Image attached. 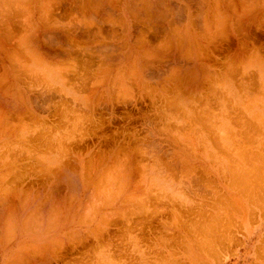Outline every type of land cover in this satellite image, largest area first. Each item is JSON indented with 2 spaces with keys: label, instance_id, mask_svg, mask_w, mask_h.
<instances>
[{
  "label": "rangeland",
  "instance_id": "374dc122",
  "mask_svg": "<svg viewBox=\"0 0 264 264\" xmlns=\"http://www.w3.org/2000/svg\"><path fill=\"white\" fill-rule=\"evenodd\" d=\"M11 1L5 0L4 3V0H0V18L6 13L17 14L20 15L19 19H17L20 24L29 21L39 26L43 21L49 24L50 27H55L59 22H62L64 15L73 13L68 8L70 7V0H15L17 3L14 0L12 3ZM16 4L17 6L13 8V5ZM68 18L71 19L70 16ZM76 19H79V17H76ZM71 23L73 24V22ZM254 33L255 31H252V38L249 41L251 43L254 41L252 44L257 47L260 44L264 45V33L258 31L256 32L257 34ZM261 54L264 56L262 51ZM218 55H221V60L217 64L218 68H215L217 76H214L213 79L205 78L207 80H204L203 76L201 83L207 91L204 90L205 93L198 94V96L197 94H192L191 96H195L196 99L193 98L190 101L191 104L188 103L190 99L185 100L186 97L184 96L183 100V96L180 98L178 95H173L174 98H168V100L170 99L169 101L173 100L171 102L161 101L162 98L157 91L154 92V89L150 90L151 93L148 91L150 94L144 92L146 94L144 96L143 92L141 93L139 89H136L137 87L134 86V83H130L128 85H132V87L128 88L127 86L130 90L124 91L125 94L123 92L125 96L121 97V90V92H118L119 95L118 93H115L116 96L115 94H113L114 96L112 95L114 98L118 95L116 99L111 96L112 99L110 100L114 99L111 105H104L102 98H100L102 96L99 94L98 98L94 99L95 103L92 106L73 107L65 104L67 107L65 108V106H61L60 98L55 96L56 98L53 97L52 100L46 98L45 103V99L43 101L41 99L42 103L40 101L36 102L38 104H35V106L37 105L35 111H37V117L39 116V119L37 118L38 121L34 122L27 118L28 122L26 124L12 129H4L0 126V193L4 192L0 194V203L5 200V205H17L21 201L24 203V199L27 198L30 201L33 198L37 202V207L35 205L29 210L30 213H35L33 214L34 218L31 214L27 216L29 218V226L24 228H29V231L26 230V234H24L26 235L25 241L15 248L17 260H23V256L29 258V254L34 255L37 253L38 255L31 256V259L34 258V260L25 261L24 264H188L186 259L188 254H200L199 256H205L206 254L210 257L207 258L205 256L206 260L222 263V260L225 259L224 264H264V212L258 220V217L256 218L255 223L252 225V228H254L262 220L261 227L257 232L253 233V230V234L250 237L236 236L241 239V245L237 247V251L234 252L235 247L231 243L232 249L228 252L226 241L225 243L222 242L224 237L220 238L222 241L218 237V233L223 229L222 226L226 227L235 216L237 217L235 209L240 204L245 205L244 202L246 201L249 210L256 212L257 190H264V177L263 180L261 177L262 175L264 176V138L259 140L255 131L251 129L246 131V139L236 136L239 131H242V104H246V99L239 89L242 83L238 81L243 76V72L240 69L245 66L237 63L241 66H237V68L236 64H234V68L233 64H228V62H225L226 59H222L223 54L221 52ZM88 61L92 64L91 69H96L99 65V60L96 58ZM72 63L75 62H70L69 60L65 63L66 65L62 64V66H67H63L64 70L69 68L71 70V67L72 70H79V63L74 65ZM225 66L227 67L224 69ZM230 68L232 70L227 71ZM221 70L227 71V76L231 75L229 76L231 79L222 77L221 73L223 72ZM238 70L242 72V76H238V74H241ZM98 76L99 72H96L95 77L97 78ZM234 78L236 81L233 80ZM247 79H249L246 80L249 85H244V87H240L241 89L247 90V87L250 88L252 83L258 89V83L255 82L257 81L256 79L253 81L250 78ZM40 80L41 78H38L37 81L35 80L36 82L32 81L31 83L38 85L37 88H42L44 84H42V80L38 82ZM227 80L231 83H228ZM232 82L234 83L232 84ZM220 83L222 92L226 93V99L223 98L224 100L220 99L222 94L218 92L221 91ZM229 85H232V87H229ZM209 90L211 91L208 93ZM262 92L264 94V82ZM217 93L220 94L218 95L219 97ZM224 93L222 97L225 96ZM187 94L184 95L188 96ZM203 94L207 96L203 100L207 101L208 99L207 103H209L205 102L206 108L202 104L204 102L202 100ZM208 94L211 95L208 96ZM191 96L188 97L190 98ZM213 96L217 98L213 99ZM177 99L178 101L176 102ZM217 99H220V105H218ZM159 102L168 103L160 106ZM186 103L189 104V108L188 105L187 107L184 106ZM166 105H169L170 109L165 107ZM160 107H163V109ZM210 107L213 109H208ZM190 108L194 114H191ZM193 108H196V110L194 111ZM263 111L262 114L264 113ZM29 121L33 123H29ZM262 134H264V130ZM23 136L26 143H16L15 138H22ZM203 137L207 138L205 144L202 143ZM152 145H156V147L154 146L155 148H153ZM153 151L157 152L158 155L157 153L154 154ZM203 151H206L207 155H203L201 153ZM172 152L174 154H171ZM160 154H164V156ZM227 156L228 159L226 158ZM203 159H206V161ZM202 161L207 162L209 166L207 171L199 167ZM227 167L230 169L234 168L235 171ZM156 171L162 172L159 174H162L163 179L173 188L175 196H172L169 192H163L160 186H155L148 182V178L152 177ZM246 172H248V175ZM239 174H241L240 177ZM97 175L100 176L98 177ZM256 175L259 176L257 177ZM29 176L33 177L26 180V177ZM75 176L77 177L76 180H74ZM32 180L36 181L37 186H35V189L29 186ZM68 180L77 182L73 184L79 190ZM82 180L86 182L87 190L89 191L84 190L86 187ZM67 181L71 184L67 185ZM88 181H90L89 186ZM261 182L263 184L259 185L258 183ZM55 184L62 197L66 196L64 200L60 199L59 193V195L56 194V191L53 193L54 191L48 188L49 185L54 187ZM66 186H68V189L71 188L70 192ZM237 189L239 194L236 193ZM29 190L32 196L34 195L32 198L31 194L28 193ZM77 190L79 193H76ZM247 192L249 193L247 194ZM72 194H76L75 198ZM157 194L160 196L158 197ZM27 195L30 197H27ZM201 195L203 196L201 197ZM51 200L52 203H50ZM69 202L71 203L69 204ZM176 202L179 204H176ZM69 208L71 209L67 212ZM142 208L143 210H141ZM50 209H53L52 212ZM90 212H93V214ZM75 214L76 216H74ZM33 219L39 221L38 224ZM70 219H72V223ZM145 219L148 221H145ZM187 226H190L191 229ZM202 226L205 229L204 231L201 229ZM37 228H40L41 232H48V229L50 231L51 228L52 230L57 229L54 232L56 233L54 236L55 240L51 242H57L58 238L60 239L59 244L57 242V245L53 244V247L50 241L48 244V241L29 240L28 235ZM203 233L206 235H203ZM17 237V232L14 235L12 234L10 243L13 244L15 241L17 245ZM203 239L207 240L208 244ZM215 242H218V244H215ZM221 242L224 245L220 244ZM27 244L29 246L32 245V250L34 245L37 248L36 250L39 251L37 252L34 249L36 252L33 253L31 250L32 253H29L30 250L28 248L30 247H27ZM206 245L210 248L206 247ZM201 247L204 250H201ZM207 248L209 249L208 251ZM186 249L191 251L187 254ZM198 249H200V253H198ZM212 249H216L214 251L218 253L216 254ZM221 249L224 251H221ZM231 250L233 251L231 252ZM202 251H204L203 254ZM11 260L14 259L11 258Z\"/></svg>",
  "mask_w": 264,
  "mask_h": 264
},
{
  "label": "bare ground",
  "instance_id": "6f19581e",
  "mask_svg": "<svg viewBox=\"0 0 264 264\" xmlns=\"http://www.w3.org/2000/svg\"><path fill=\"white\" fill-rule=\"evenodd\" d=\"M12 1H11V3H12ZM4 3H5V0H4ZM13 4H15V3H13ZM102 4H105L106 8H108L112 13H114V14L110 15V14L107 13L108 11L107 12L104 11V13H106L108 15H106L105 18H99L98 19V21L102 24V26H104L103 23H106L105 27H107V28H106L105 31H104L105 28L103 30H102V28H97V24H95L94 26H96L95 27L96 28V32H93L94 29H92L93 31H91V28L89 27V26L93 25V23L88 24V23L84 22L85 21L84 19H81V21H80V20L75 18L74 25L72 26L73 29H72V27L68 28V27L64 26V28L66 27V30L64 29V31H62V33L60 31L57 32V33L50 32L49 30H47L46 32H42V33H38V32L34 33L36 30H34V32H29L28 30H26L27 32H25V30H23L20 27H18V28L22 29L23 32H21V33L20 32H18V33L15 32L14 33L12 30H10L11 28L9 27L10 24H11L10 23V16H8V14L6 13L7 14L6 17L7 18L9 17L7 19L8 21H3V19H2V22H1V19H0V126L2 128H4V129H12V128H16V127H21V126H23V124H26L28 122V119L31 120V121H34V122L38 121L39 116L37 117L38 114L36 113L37 111H35V107L37 105L35 106V104H38V103H36L37 101L41 102V99H42V101H43V99H45L44 100V103H45L46 98H48V99L50 98L52 100L53 97L54 98L58 97V98H60L61 106L62 105L65 106V104H69V105H71L73 107L87 106V105H89V106L91 105L92 106L93 103H95L94 99L97 96H99V94H101L102 97H100V98H102V101H103L102 103L104 105H111L112 101L118 97V95H119L118 92L120 90L122 91V93L120 94V95H122L121 97L125 96L124 95L125 94L124 91L127 92L128 90H130L128 88H130V86L132 87V85H128L130 83H132V84L134 83L135 84L134 86L137 87L136 89L137 90L139 89V91H141V93L142 92L143 93L144 92L148 93V91L150 92V90L154 89V92L157 91V93L162 98L161 101L165 100V101L171 102L173 100L169 101L170 99L168 100V98H172L173 95H175V96L178 95V96H180V98H182V96H183V98H182L183 100H184V96L186 97L185 100L186 99L187 100L190 99L188 101V103L191 104L190 101H192V99L195 98V96L194 97L191 96L192 94H194V95L197 94V96H198V94H202V93H205V91H207V90H205L206 88H204L205 86L203 87L202 83H201V80H202L203 76H204V78H203L204 80H207V79H210V78L213 79L214 76H217V73H216L217 70H215V68L217 67L218 62L221 60V58H220L221 55H218L219 52H221V54H223L222 55V59H226L225 62H228V64L229 63L233 64V66H234V64H236L235 65L236 67L237 66H241V65H238V64H242L243 66H245V67H241V69H240V71L242 70L244 77L242 76V72H240L238 70L239 73H241L240 75L238 74V76H242L238 80V81H240L242 83L241 86L239 85L240 87H244V85L245 86L249 85L248 81H246L247 78H250L252 80H254V79L257 80L255 82L258 83L257 86H258L259 90L255 89L254 91L252 90L251 93H250L249 91L251 90V88L247 87V90L249 89V91H247V90L241 89L239 87V89L242 90V92L244 94V97L254 96V97H251V98H255V99H261L263 97V93L261 92V89H263V86L261 85V81L264 80V56L261 54V51L264 54V51H263L264 50V48H263L264 45L260 44V46L258 45L259 47H257L255 44H252L254 41H252V43H251L249 40L252 38V31H255V33L257 31L264 33V0H121L120 3H116V4H115V2L113 3V2H110V1H106V2H104ZM92 5H93V3H92ZM94 5H95V3H94ZM14 6H17V4L13 5V8H14ZM74 6H75V10L74 11L77 10L81 14L82 11L85 13V11L87 9H89L90 2L87 1V0H85V1L84 0H82V1L75 0L74 4H73V7ZM45 7H47V6H45ZM90 7H93V6H90ZM97 7H98V5H97ZM70 9L71 8L69 7V10ZM92 9H95V8H92ZM96 9L94 11H96ZM45 10H47V9H45ZM90 10H91V8H90ZM100 11L101 10H98V12H100ZM86 12L87 13H85V14L87 15L89 11L87 10ZM92 12H93V10H91V13ZM102 12H103V9H102ZM74 13L76 14V12H74ZM66 15H65V17H66ZM69 16L71 17V13H70ZM4 17H5V15H4ZM67 18H65L66 21L68 20ZM42 19H44V18H42ZM62 20H64V18H62ZM28 22H26V23H28ZM39 22H40V20H39ZM64 22H65V20H64ZM64 22H61V23H64ZM12 23L14 24V23H17V22H12ZM22 23H23V21H22ZM100 23H98V24L100 25ZM45 24H47V23H45ZM20 25H22V24H20ZM24 25H25V22H24ZM24 25H23V27H24ZM44 26L45 25L42 26L43 27L42 29L46 28V27L44 28ZM15 29L16 28H14V31H15ZM29 29H31V27ZM49 29H50V27H49ZM256 40H258V39H256ZM93 58H96L97 60H99V63H98L99 65H98V67L96 69H91L92 64H91L90 61H88L89 59H93ZM69 60H70V62L73 61L75 63H79V66H80L79 70H77L76 68H75L76 70H72V67H71V70H69L70 68L69 69L67 68L70 71V74H69L68 70H64L65 68L63 66H65L66 65L65 63H67V61H69ZM75 63H72V64L74 65ZM62 64H65V65L62 66ZM228 64H226V65H228ZM235 66H234V68H235ZM65 67H67V66H65ZM226 67L227 66H225L224 69ZM231 70H232V68H230V70L227 69V71H231ZM227 71L224 72L223 70H221V72H223V73H221L222 77L227 78V77L231 76V75L227 76ZM71 72H73L74 74L71 73ZM96 72H99V76L97 78L95 77ZM229 74H232V73L230 72ZM38 78H41L42 84H44V86L42 88H37L38 85H35V84L31 83L32 81L36 82L38 80ZM205 78H207V79H205ZM217 79H218V77H217ZM229 79H231V78L229 77ZM236 79H238V78L236 77ZM41 80L38 81V82H41ZM233 80H235V78ZM247 80H249V79H247ZM210 81H213V80H210ZM227 81H228V83H231V82H229V80H227ZM221 82H222V80H221ZM210 83L212 84V82H210ZM233 83L234 82H232V84ZM152 85H154V87H152ZM235 85H236V83H235ZM127 86H128V88H127ZM229 87H232V85H229ZM253 87H254V84H253ZM220 89H221V91H218V92H220V94H222V96H223L224 92H222L223 90H222L221 83H220ZM252 89H254V88H252ZM217 90H218V88H217ZM210 91L211 90H209L208 93ZM123 92H124V94H123ZM136 92H138V91H136ZM154 92H153V94H154ZM237 92H238V90H237ZM115 93L116 94L118 93V95H117V97L114 98L113 94H115ZM128 93H130V92H128ZM141 93L139 92V94H141ZM145 93H144V96H146ZM150 93H148V94H150ZM189 93H190V95H189ZM212 93H213V91H212ZM116 94H115V96H116ZM184 94H187L188 96H191L192 98L191 97L189 98L188 96H186ZM220 94L217 93V96L220 95ZM225 94L226 93H224V95ZM206 95H207V93H206ZM206 95L203 94L202 100H203V98ZM210 95L211 94H208V96H210ZM111 96H112V98H114L113 100H110V99H112ZM148 96H151V95H148ZM222 96H220L221 100H224L223 98L226 99V95L224 97H222ZM160 97H159V99H160ZM215 97L213 96V99ZM119 98H120V96H119ZM141 98H142V96H141ZM211 98H212V96H211ZM120 99H122V98H120ZM150 99H152V98H150ZM198 100H196V101H198ZM219 100L217 101V102H219L218 105H220V101ZM177 101H178V99L176 100V102ZM203 101L204 102H202V104H204L203 106H204V108H206L205 104L208 102V99H207V101L205 99ZM47 102H49V101H47ZM214 102H216V101H214ZM251 102L255 103L254 100H251ZM57 103H58V101H57ZM164 103L165 102H162L159 105L162 106L161 104H164ZM167 103H165V104H167ZM188 103H186L185 105L184 104H182V105H184L186 107L188 105V108H189V104ZM216 103H214V104H216ZM207 104H209V103H207ZM193 106L195 107V105H193ZM165 107H169V109H170L169 105L168 106L166 105ZM65 108H67V107L65 106ZM160 108L163 109V107H160ZM196 108H193L194 111L196 110ZM165 109L167 110V108H165ZM208 109L211 110L213 108L210 107ZM69 110H71V109H69ZM191 111H192V109L190 110V112ZM159 114H161V113H159ZM191 114H194L193 111H192ZM237 114H238V112H237ZM203 115H206V114H203ZM244 116L242 117L243 120L246 119V118H244ZM25 118H26V121H25ZM177 120H178V118H177ZM31 121H29V123ZM31 123H33V122H31ZM195 123H196V121H195ZM248 123L250 124V122H248ZM243 124H246V122L245 123L243 122ZM251 124H255V123H251ZM165 129H167V128H165ZM212 132H213V130H212ZM260 134H262V133H260ZM241 136H246V134L244 135V133H243ZM245 139H243V140H245ZM248 140H250V139H248ZM151 144H153V143H151ZM154 146L156 147V145H152L153 148H155ZM147 148H149V147H147ZM160 149H162V148H160ZM220 150H221V148H220ZM156 153L157 152H154V154H156ZM171 154H174V153L172 152ZM225 154H226V152H225ZM157 155H158V153H157ZM160 155L164 156V154H160ZM59 156H61V155H59ZM116 157H117V155H116ZM246 157H247V155H246ZM226 158L228 159V156ZM248 160H250V159H248ZM235 162H236V160H235ZM244 162H245V160H244ZM204 164H206V163H204ZM230 164H228V165H230ZM239 165L241 166L240 163H239ZM251 166H249V167H251ZM255 167H253V168H255ZM228 169H230V168H228ZM259 169H260V167H259ZM230 170H234V168L230 169ZM12 171H13V169H12ZM256 171H257V169H256ZM105 172H107V171H105ZM236 172H238V171H236ZM247 173L248 172H246V174ZM249 173L251 174V172H249ZM88 175H89V173H88ZM240 175L241 174H239V177H240ZM256 176L258 177L259 175H256ZM182 177H184V176H182ZM251 177H249V178H251ZM261 177H262V180H263L264 176L262 175ZM64 178H65V175H64ZM76 178L77 177L75 176L74 180H76ZM117 179H118V177H117ZM59 181H61V180H59ZM77 181H78V179H77ZM90 181H91V179H90ZM90 181H88L87 183H89ZM254 181H256V179ZM69 182H72V184L75 183V181L74 182L73 181H69ZM69 182H68L67 185L71 184V183L69 184ZM82 182H83V180H82ZM244 182H245V180H244ZM256 182H258V181H256ZM84 183H85V187H86L84 190H87L88 187L86 186V182H83V184ZM100 183L102 184V182H100ZM10 184H12V183H10ZM75 184H73V185L77 188V186ZM234 184H237V183H234ZM258 184L260 185V184H263V183L261 182V183H258ZM89 185H90V183L88 184V186ZM231 185H233V184H231ZM254 185H256V184H254ZM94 186H95V184H94ZM104 186H106V185H104ZM66 187L68 189V186H66ZM229 187H232V186H229ZM48 188L50 190H53L54 191V192L52 191L53 193H55V191H56V194H58V193L60 194V191H58V189H56V184L54 185V187H51V185H49ZM76 188H74V189H76ZM70 189H68L69 192H70ZM30 190H29V192L27 191L29 194H31ZM78 190L76 191V193L78 192ZM261 190L258 189L257 191H261ZM87 191H89V190H87ZM31 192H32V190H31ZM249 192H247V194ZM236 193H238V189H237ZM261 193H262V196H264V193L262 191H261ZM261 193H259V194H261ZM68 194H70V193H68ZM42 195H44V194H42ZM75 195L76 194H74V195L72 194V196L74 198H75ZM211 195H209V196H211ZM1 196H3V195H1ZM33 196L31 194V198ZM157 196H158V194H157ZM202 196L203 195H201V197ZM243 196H241V197H243ZM27 197H30V196L27 195ZM56 197L59 198L58 196H56ZM64 198L60 194V199L64 200ZM74 198H73V200H74ZM28 199L29 198H27L26 202H28ZM257 199H261L260 195H259V197ZM31 200H33L31 202H35V200L33 198ZM213 200H215V199H213ZM222 200H223V198H222ZM261 201H262V205H263V200L261 199ZM167 202H169V201H167ZM212 202H214V201H212ZM257 202L260 204V206H262L259 201H257ZM257 202H256V205L258 204ZM3 203H0L1 207H3V205H5V201ZM39 203H40V201H39ZM50 203H52V200H51ZM55 203H56V199H55ZM58 203H60V202H58ZM70 203L71 202H69V204ZM203 203H205V202L203 201ZM227 203H228V201H227ZM19 204H21V202ZM176 204H179V203L176 202ZM259 204H258V206H259ZM24 205H21V207L23 206L22 207L23 209H25ZM50 205H52V204H50ZM17 206H18V204H17ZM47 206H48V204H47ZM234 206H235V204H234ZM18 207H20V206H18ZM25 207H26V205H25ZM83 207H85V206L83 205ZM10 208H12V207H10ZM65 208H66V206H65ZM71 208L67 209V212ZM143 208H144V206H143ZM143 208L141 210H143ZM21 209H20V211L22 212ZM263 209H264V207H263ZM1 210H3V208ZM50 210L52 212L53 209H50ZM224 210H226V209H224ZM259 210L262 211V208L259 207ZM236 211H238V209ZM248 212H250V211H248ZM4 213H7L6 210H5ZM12 213L14 214L15 212H12ZM22 213H21V215H22ZM45 213H48V212H45ZM45 213H44V215H45ZM238 213H239V211H238ZM9 214H11V213H9ZM91 214H93V212ZM251 214H252V212H251ZM14 215H16V213ZM8 216H9V218H11L10 215H8ZM28 216H29V214H28ZM47 216H48V214H47ZM74 216H76V214ZM252 217H254V216H252ZM260 217H261V215H260ZM12 218H13V216H12ZM23 218H25V217L23 216L22 220H23ZM28 219L29 218H27V220ZM239 219L240 218H238V220ZM252 219H250V220H252ZM254 219H255V217H254ZM13 220H15V219H13ZM71 220L72 219H70V221ZM86 221H88V220H86ZM253 221H252V224H254ZM35 222H37V224H38L39 221H35ZM192 222H194V221H192ZM24 223L25 222H23V224ZM71 223H72V221H71ZM195 223L197 224V222H195ZM20 224L22 226V223H20ZM26 225H29V224H26ZM56 225H57V223H56ZM60 225L62 226L61 223H60ZM209 225L211 226V224H209ZM228 225H230V224H228ZM238 225H240V224H238ZM238 225L232 227V230H234V232L236 234H238V231L240 229V227ZM15 226H17V225H15ZM21 226H20V228H21ZM187 227H189V229H191L190 226H187ZM18 228H19V225H18ZM44 228H47V227H44ZM257 228H258L257 226L254 227V228L249 227V229H248L249 230V232H248L249 237L251 236V234H253L254 232L257 231ZM12 229H13V227H12ZM177 229H179V228H177ZM201 229H203V226H202ZM220 229H221V227H220ZM229 229H230V226H229V228H227V230H229ZM3 230H5V229H3ZM16 230H19V229L16 228ZM21 230H23V229L21 228ZM26 230L29 231V229H27V228H26ZM39 230L40 229H38V232H40ZM43 230H45V229H43ZM51 230H52V228L50 229V231L48 229V232L43 231L45 233L42 232L41 240L42 241H46V242L48 241V244H49V241H50L52 246H53V244L57 245L56 243L58 242V244H59V240H60L58 238H57V242L55 241V243H52L55 240L54 236H55L56 233H54V232H56L57 229H53L52 231ZM204 230L205 229H203V231ZM166 231H165V233H166ZM252 231H253V233H252ZM234 232L230 233L229 235L227 234L226 238L222 239L223 242H225L224 240L227 241L229 238L231 239V237H232L231 235L235 234ZM32 233H35V232H32ZM198 233H200V232H198ZM20 234H22V233L20 232ZM223 234H224V232H223ZM239 234L243 235L244 233L240 232ZM10 235H12V234H10ZM203 235H206V234L203 233ZM6 236H8V235H6ZM197 237H198V235H197ZM205 238H206V236H205ZM220 238H221V235H220L219 239ZM36 239H38V238H36ZM10 240H11V238H10ZM236 240H237V238H236ZM4 241H6V240H4ZM203 241H205V240L203 239ZM220 241H221V239H220ZM239 241H238V243H240ZM7 242H8V240H7ZM202 243H204V242H202ZM205 243H207V240L205 241ZM216 243L218 244V242H215V244ZM229 243H231V241H229ZM220 244H222V243H220ZM227 245H230V244L227 243ZM217 246H219V245H217ZM235 246H237V244H235L234 247ZM27 247H30V248H28L30 250V252L26 249V251H28L29 253H32V251H33V253L37 251L36 250L37 248H35L34 245H33V248L36 251L34 249L33 250L31 249L32 245L29 246L27 244ZM206 247L210 248L208 245H206ZM220 247H222V245H220ZM230 247H231V245H230ZM208 248H207V251L209 250ZM201 250H204V249H202V247H201ZM214 250H216V249H214ZM222 250L223 249H221V251ZM186 251H187V249H186ZM189 251H191V250H189ZM189 251H187L186 253L188 254ZM198 251H199L198 253H200V249H198ZM228 252H229V250H228ZM228 252H227V254H228ZM231 252H232V250H231ZM21 253H22V251H21ZM203 253H204V251H202V254ZM41 254H42V252H41ZM29 255H30V257H29L30 259L27 257V260H26V258H25V260L28 261V262H30L32 259L34 260V258L31 259V256L33 254H29ZM34 255L36 256L38 254L35 253ZM34 255L32 257H34ZM199 255L193 256V254H192L193 257H190V258L186 257L188 264H218L219 263V261L215 262L214 260H206V258H204L205 256H207V258H210L206 254H205V256H202V255L199 256ZM223 255H224V253H223ZM229 256H230V253H229ZM257 256H259V255H257ZM15 260H17V259H15ZM224 261H225V259H223L222 263H219V264H224ZM13 262H15V261L13 260ZM9 263H10V261H9ZM21 263H22V261H21ZM29 264H32V263H29Z\"/></svg>",
  "mask_w": 264,
  "mask_h": 264
},
{
  "label": "crops",
  "instance_id": "0c3cea01",
  "mask_svg": "<svg viewBox=\"0 0 264 264\" xmlns=\"http://www.w3.org/2000/svg\"><path fill=\"white\" fill-rule=\"evenodd\" d=\"M71 1V0H70ZM74 1L75 0H72L70 3H69V5H70V11H73V14L71 13V17L73 16L74 17V19H73V17L71 18V19H69V18H67L70 14H68L67 13V15H66V17H63L64 18V20H65V22H64V20H62V22H64V23H61V22H59V24H57V26H55V27H50L49 26V24H45V22L43 23V24H41V25H39V26H37V24L35 25L34 23H31V22H28V21H26V22H28V23H26L25 22V25L24 24H22V25H18V24H20V23H18V20L17 19H19V17H20V15H17V14H8V16H10V30H12L14 33L16 32V33H18V32H23L22 31V29L23 30H25V32H27L26 30H28L29 32H34V30H36L34 33H36V32H38V33H42V32H46L47 30H49L50 32H55V33H57V32H61L62 33V31H64V29L66 30V27H72L73 25H74V22H75V18L76 17H79V19L78 20H81V19H84L85 21L84 22H86V23H88V24H90V23H93V25H91V26H89L90 28H91V31H93L92 29H94V31L93 32H96V26H94L95 24H97V28H102V30L104 29V31L106 30V28L107 27H105V25H106V23H103V25L104 26H102V24L98 21V19L99 18H105L106 17V15H108V14H114V13H112L108 8H106V6H105V4H102V3H104V2H106V1H110V2H115V4L116 3H120L121 2V0H87V1H89L90 2V6H93V7H90L89 6V9H87L89 12H88V14L86 15L85 13H87L86 11H85V13L82 11V13L80 14L79 13V11H74L75 10V6L73 7V4H74ZM80 1H82V0H80ZM85 1V0H84ZM94 1V2H93ZM97 1V2H96ZM100 1V2H99ZM118 1V2H117ZM92 3H93V5H92ZM94 3H95V5H94ZM97 5H98V7H97ZM101 6V7H100ZM105 6V7H104ZM69 8V7H68ZM74 8V9H73ZM90 8H91V10H93V12L91 13V10H90ZM92 8H97L96 9V11H94L95 9H92ZM106 8V9H105ZM102 9H103V12H102ZM98 10H101L100 12H98ZM104 11L105 12H107L108 14H106V13H104ZM110 11V12H109ZM74 12H76V14L74 13ZM84 13V14H83ZM7 16V14H5V17ZM65 16V15H64ZM4 17V16H3ZM0 18L1 20L3 19V21H8L7 19L9 18ZM40 18H42V17H40ZM65 18H67L68 20L66 21V19ZM6 19V20H5ZM17 20V21H15V20ZM69 20H71L72 22H73V24H70L71 23V21H69ZM69 21V22H68ZM2 22V21H1ZM12 22H17V23H12ZM22 22V21H21ZM98 23H100V25L98 24ZM23 25H24V27H23ZM43 25H45L44 26V28L45 29H42L43 27ZM48 25V26H47ZM26 26V27H25ZM64 26H66L65 28H64ZM93 26V27H92ZM101 26V27H100ZM18 27H20V28H22V29H20V28H18ZM28 27V28H27ZM31 27V29H29ZM49 27H50V29H49ZM57 27V28H56ZM14 28H16L15 29V31H14ZM26 28V29H25ZM48 28V29H47ZM67 28V29H68ZM52 29V30H51ZM72 29H73V27H72ZM17 30V31H16ZM20 30V31H19ZM247 80V79H246ZM253 81V80H252ZM263 82H264V80H262L261 81V85L263 86ZM258 87V86H257ZM261 87V86H260ZM251 91L252 90H255V89H257L256 88V86H255V84H254V87H253V84L251 85ZM252 88H254V89H252ZM235 89V88H234ZM240 91L242 92V90L240 89ZM250 92V91H249ZM261 92H262V89H261ZM263 93V92H262ZM242 95H243V97H244V94H243V92H242ZM248 95V94H247ZM249 96V95H248ZM262 96V95H261ZM250 97H254V96H250ZM245 99H246V104H242V114H243V116H244V118H246V119H242L241 120V129H242V131H239L238 132V134H237V136H239V137H242V138H246V136H241L243 133H244V135L246 134V131L247 130H249V129H252V130H254L255 131V133H256V135H257V138L259 139V140H261L262 138H264V134H260V133H263V130H264V113L262 114V111L264 110V94H263V97L261 98V99H255V98H251V99H249V97H245ZM251 100H254L255 101V103H252L251 102ZM264 112V111H263ZM248 118V119H247ZM245 123L246 122V124H243V122ZM250 122V124L248 123V122ZM251 123H255V124H251ZM243 124V125H242ZM245 125V126H244ZM243 126V127H242ZM261 128V129H260ZM221 131H223V130H221ZM245 131V132H244ZM241 132V133H240ZM226 133V132H225ZM225 133H224V135H225ZM260 134V135H259ZM19 136V135H18ZM259 136V137H258ZM262 137V138H261ZM206 140H207V138H205V137H203V141H202V143H206ZM15 141H16V143H26L25 142V138H24V136L22 137V138H15ZM203 144V145H204ZM203 155H207V153H206V151H203V152H201ZM203 160H205L206 161V159H203ZM204 163H206V164H204ZM200 167L202 168V170H205V171H207L208 170V165H207V162H203L202 161V163L200 164ZM159 173H162V172H158V171H156V173L154 174V175H152V177L150 176L149 178H148V182H151V184L152 185H155V186H160L161 187V190L163 191V192H169L170 194H172V196H175V192L173 191V188H171L170 187V185H168V183L163 179V177L161 176L162 174H159ZM70 176V175H69ZM33 176H29V177H26V180H27V178H32ZM35 177V176H34ZM67 177H68V175H67ZM73 176L71 175V178H72ZM32 189H35V186H37L36 185V181L35 180H32L31 182H30V185H29ZM259 193H261V191H258ZM262 192L264 193V191L262 190ZM258 193V194H259ZM260 195V198L263 200V205H262V201H261V199H257V201H261L260 203H261V205L264 207V196H262V193L261 194H259ZM259 195H257V197L256 198H258L259 197ZM26 200L27 199H25V202H24V204L26 205V207H25V205L22 203V201H21V205H24V208L25 209H23L22 207H21V205L18 203V206H20V207H18L17 205H14L13 206V204H12V206H9V205H3V207H1V204H0V264H16V262H18L17 264H21V261L23 262L22 264H24V261H26L27 260V258H26V260H25V257L23 256V260H17V261H15V259L16 258H14L15 257V248H16V246H18L20 243H22V242H24L25 241V235L24 234H26V228H24V227H28L29 225H26V224H29L28 223V221L29 220H26V218H27V216H28V214H29V216H30V212H29V210H31L32 209V207H34L35 205H36V202H31L29 199H28V202H26ZM5 201V200H4ZM3 201V202H4ZM33 201V200H32ZM2 202V203H3ZM6 202V201H5ZM245 203V205H243V204H238L239 206L235 209V210H237L238 209V211H239V213H238V211H235L236 212V215H237V217L235 218L234 217V219H232V221H231V223H230V229L229 230H227V228H229V226H226V227H222L223 229L220 231V233H219V235H218V237H220V235H221V238H226V236H227V234L229 235L230 233H232V232H234V230H232V227L233 226H237L238 224H240V225H238L239 227H240V229H239V231H238V234H236L235 232V234H232L230 237H231V239L229 238L227 241L226 240H224V241H226L228 244H231V243H234L233 245H235V244H237V246H235V248H234V252L235 251H237L238 249H237V247L238 246H240V244H241V239H238L236 236L238 235V236H243L244 235V237H249V235H248V232H249V227H252V221H253V223H255V221H256V218H257V220L260 218V215L264 212V209H263V207L262 206H260V204H259V206H258V204L256 205V208H257V210H256V212H252V211H250L249 210V208H248V205H246V201L244 202ZM4 204V203H3ZM28 204V205H27ZM31 204V205H30ZM10 207H12V208H10ZM16 207V208H15ZM36 207H37V205H36ZM259 207L260 208H262V211L261 210H259ZM3 208V210H1ZM5 208V209H4ZM7 208V209H6ZM22 210V212L20 211V209ZM18 209V210H17ZM5 210H6V212L7 213H4L5 212ZM17 210V211H16ZM10 211V212H9ZM248 211H250V212H248ZM260 211V212H259ZM12 212H15L16 213V215H14ZM18 212V213H17ZM245 214H244V213ZM248 212V213H247ZM251 212H252V214H251ZM262 212V213H261ZM9 213H11V214H9ZM21 213H22V215H21ZM26 213V214H25ZM32 215V217H33V213H31ZM35 214V213H34ZM239 214V215H238ZM7 215V216H6ZM8 215H10V217L11 218H9V216ZM251 215V216H250ZM12 216H13V218H12ZM25 217V218H23V220H22V217ZM250 216V217H249ZM252 216H254L255 217V219H254V217H252ZM17 218V219H16ZM21 220H20V219ZM238 218H240L239 220H238ZM243 218V219H242ZM253 218V219H252ZM13 219H15V220H13ZM250 219H252V220H250ZM9 220V221H8ZM18 220V221H17ZM235 220V221H234ZM244 220V221H243ZM27 221V222H26ZM145 221H148V220H146L145 219ZM248 221V222H247ZM16 222V223H15ZM23 222H25L24 224H23ZM236 222H238L237 224L234 223ZM244 222V223H243ZM262 222V220H260V222L258 223V225H257V231L260 229V227H261V223ZM20 223H22V226H21V224ZM244 224V225H243ZM249 224V225H248ZM15 225H17V226H15ZM18 225H19V228H18ZM25 225V226H24ZM41 225V224H40ZM232 225V226H231ZM15 226V227H14ZM20 226H21V228L23 229V230H21V228H20ZM245 226V227H244ZM12 227H13V229H12ZM16 228L17 229H19V230H17V233H18V237H17V245L15 244V241H14V243L13 244H11L10 243V238H11V235L10 234H15V232H16ZM226 228V229H225ZM246 228V229H245ZM3 229H5V230H3ZM25 229V230H24ZM27 229H29V228H27ZM38 229H40V228H38ZM38 229H36V230H34L33 232H35V233H30V235H28V238H29V240H35V241H42L41 240V234H42V232H41V229L39 230L40 232H38ZM14 231V232H13ZM227 231V232H226ZM256 231V232H257ZM20 232L22 233V234H20ZM223 232H224V234H223ZM240 232H243L244 234L243 235H241V234H239ZM6 233V234H5ZM28 234V233H27ZM223 234V235H222ZM5 235V236H4ZM6 235H8V236H6ZM252 235V234H251ZM4 236V237H3ZM23 236V237H22ZM223 236V237H222ZM6 237V238H5ZM8 237V238H7ZM234 237V238H233ZM36 238H38V239H36ZM236 238H237V240H236ZM235 239V240H234ZM4 240H6V241H4ZM7 240H8V242H7ZM27 240V239H26ZM240 240V241H239ZM222 241V240H221ZM229 241H231V243H229ZM238 241L240 242V243H238ZM223 242V241H222ZM221 242V243H222ZM237 242V243H236ZM225 243V242H224ZM223 244V243H222ZM224 245V244H223ZM229 247V249L228 250H230L231 249V247H230V245H228ZM234 247V246H233ZM233 251V250H232ZM241 252V251H240ZM225 255H227L226 253H225ZM12 256V257H11ZM193 256H196V255H193ZM191 254H188V256L187 257H193ZM11 258H14V261L15 262H13V260H11ZM9 261H10V263H9Z\"/></svg>",
  "mask_w": 264,
  "mask_h": 264
}]
</instances>
